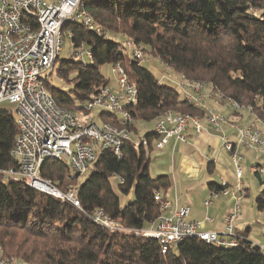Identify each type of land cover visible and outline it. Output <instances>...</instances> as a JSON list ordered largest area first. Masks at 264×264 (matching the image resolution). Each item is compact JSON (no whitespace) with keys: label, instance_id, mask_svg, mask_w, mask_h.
I'll return each instance as SVG.
<instances>
[{"label":"trees","instance_id":"trees-1","mask_svg":"<svg viewBox=\"0 0 264 264\" xmlns=\"http://www.w3.org/2000/svg\"><path fill=\"white\" fill-rule=\"evenodd\" d=\"M80 9L98 31L82 20L66 25V30L74 49L93 48V64L58 63L56 74L71 85L68 92L73 96L46 82L58 106L78 110L93 87L108 83L101 67L120 64L137 89L129 111L134 123L154 122L166 111L204 119L201 108L182 100L177 90L129 57L122 44L128 40L185 79L251 105L264 120V0H83ZM99 115L103 122L119 126L115 118ZM130 130L135 131L134 124ZM16 134L13 114L0 111V171L17 167L10 157ZM143 138L150 145L155 136L150 132ZM148 168V152L132 142L125 144L120 159L100 152L78 190L82 208L87 214L101 209L126 229H146L162 214V194L171 186L168 176L152 178ZM40 175L61 190L78 182L69 167L54 161H46ZM210 188L218 190L215 184ZM155 192L161 194L158 201ZM130 193L131 199L121 206L119 196ZM255 203L264 212V190ZM236 233L244 240L235 248L187 238L162 254L156 240L108 231L72 206L0 173V251L3 258L22 264H264V255L248 240L249 228Z\"/></svg>","mask_w":264,"mask_h":264},{"label":"built area","instance_id":"built-area-1","mask_svg":"<svg viewBox=\"0 0 264 264\" xmlns=\"http://www.w3.org/2000/svg\"><path fill=\"white\" fill-rule=\"evenodd\" d=\"M83 0H0V103L15 105L11 112L14 116L17 134L10 150V157L17 163L16 168L0 171L5 179L23 183L32 190L50 196L61 204L72 206L86 215L91 222L111 232L130 233L138 237L157 241L162 254L175 249L187 238L214 245L217 248H235L243 239L236 233L234 221L239 216L242 189V150L259 156V163L252 169L259 178H264V120L259 118L251 105L241 104L224 96L207 84L193 82L178 74L179 81L162 77L174 82L180 98L205 112L204 119L182 115L171 111L164 112L153 124L151 133L155 136L154 147L162 149L174 138L186 142L187 131L192 130L200 136L205 130L203 121L211 128L220 130L225 117L214 109L205 106V100L221 103L234 115L246 113L249 122H233V140L223 133L219 140L222 149L229 155L234 168L235 184L229 189L221 180V189L212 191L203 205L208 207L222 196L230 195L233 209L224 219V230L207 232L202 230L199 221L187 220L189 208L183 207L165 214L167 202L161 205L162 214L148 229L130 230L122 227L101 209L89 214L82 208L77 197L81 184L91 171L97 155L102 151L110 152L121 158L122 149L127 142L135 148L142 147L147 152L145 138L136 140L130 130L134 121L130 115L131 107L137 100V89L120 64L111 65L114 84L93 87L87 99L76 111L58 106L46 90L45 83L51 74L62 49V31L68 35L66 25L80 20L90 30L98 31L88 14L80 9ZM127 54L134 60H142V53L131 41H123ZM81 50L77 55L81 56ZM90 58L91 54L86 53ZM174 89V88H173ZM97 112L105 113L119 122V126L84 118ZM46 161L63 164L78 177L75 186L61 190L51 180L40 175ZM118 183L123 180L116 178ZM155 200L161 199L159 192ZM244 240V239H243ZM254 244V243H252ZM264 255V243L254 244ZM0 264H19L2 257Z\"/></svg>","mask_w":264,"mask_h":264},{"label":"crops","instance_id":"crops-1","mask_svg":"<svg viewBox=\"0 0 264 264\" xmlns=\"http://www.w3.org/2000/svg\"><path fill=\"white\" fill-rule=\"evenodd\" d=\"M205 102H207L205 103L206 107L214 110L216 108L215 111L221 113L225 117L226 122L221 124L220 130H218L211 128L203 121L205 131L197 137L192 130H188L185 143L174 138L169 139L168 143L158 150L163 153L164 157H168L169 159L168 167L159 176H168L171 184L168 191L162 194V198L169 204V208L165 211V214L188 207L189 215L187 220L201 222L203 231L220 233L224 230L225 217L233 209L232 197L230 195L222 196L213 201L208 207L203 205L210 193L216 191V189L210 188L211 184H215L218 190L221 188V180L226 182L229 189L233 188L235 184L233 177L234 168L230 162L229 155L222 149L219 138L225 133L233 140V122L239 120L238 122L240 123H246L250 121V118L247 114L246 118L243 115H235L233 120V118H230L232 113L223 104L209 100ZM154 140L148 145V154H150L152 149H156L154 147ZM250 153L242 150L243 161L255 156ZM258 163L259 160L257 159L255 164L251 166V169ZM254 175L260 183H264V178H259L256 174ZM230 179L234 180L233 184H229ZM242 189L244 197L247 196L249 188L243 182ZM244 189H247V192ZM119 198L120 204L123 206L131 199V193L126 197L120 195ZM234 227L235 230H239L235 225ZM249 234L248 240L251 243L259 245L264 243L251 241L252 239L249 237Z\"/></svg>","mask_w":264,"mask_h":264},{"label":"rangeland","instance_id":"rangeland-1","mask_svg":"<svg viewBox=\"0 0 264 264\" xmlns=\"http://www.w3.org/2000/svg\"><path fill=\"white\" fill-rule=\"evenodd\" d=\"M62 40H63V44L58 58L59 61L56 62L46 82L50 88H54L59 91L65 92L73 99L72 94L68 92L71 89V85L66 84L62 79L58 77V75L56 74V68L60 61H75V62H83L84 64L92 65L93 61L91 58L87 57L86 53L92 51L93 48L90 46H84L83 50H81L82 52L80 56L77 55L80 49L77 50L72 47L71 41L64 30L62 31ZM142 57L143 59L140 60V65L145 69H147L148 71H150L152 75L160 81V83L163 84L167 83L165 80L162 79V77L171 78V80L176 82L179 81L178 73H175L171 69L163 66L159 62V60L154 59L149 55L147 56L142 54ZM100 72L105 78L110 80L111 85L114 84L115 78L111 72L110 66L101 67ZM69 78L72 79L73 75L71 74ZM168 84L169 86L175 89L174 82H168ZM14 109H15L14 104L8 102L0 103V111L13 112ZM81 115L84 118L89 117L94 119V121L97 124H101V122H103V119L101 118V116L97 115V112L95 113L92 112L89 115H87L86 113H81ZM241 115H243V117L246 118V113L243 112L241 113ZM153 124H154L153 121L135 122L134 123L135 131L132 133L133 137L136 140L143 138L145 134L152 131ZM148 158H149V174L152 178H156L159 175H161V173L165 171L164 169L169 165L168 157H164L163 153H161L156 149L151 150L150 154H148ZM257 159L260 160L259 156L250 157V159L249 158L245 159L241 164L242 172H243L242 182L249 188V193L247 196L241 199L239 217L235 220L234 225L239 230L249 228L250 230L249 237L252 239L251 241L263 243L264 242V212H261L257 209L255 200L259 192L264 190V183L259 182L258 178L253 174V170L251 169V166L255 164V161ZM232 182H234V180L230 179L229 184H233ZM71 186H75V185H71ZM10 259H12L15 263L17 262L19 264H22L18 262V260L15 258H10Z\"/></svg>","mask_w":264,"mask_h":264}]
</instances>
